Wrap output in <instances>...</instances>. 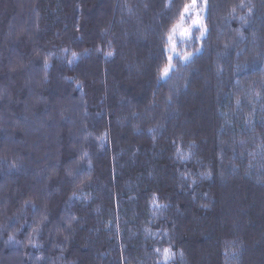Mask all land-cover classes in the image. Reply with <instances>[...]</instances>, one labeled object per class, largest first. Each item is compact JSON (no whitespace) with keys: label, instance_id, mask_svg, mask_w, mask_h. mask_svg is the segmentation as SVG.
<instances>
[{"label":"trees","instance_id":"trees-1","mask_svg":"<svg viewBox=\"0 0 264 264\" xmlns=\"http://www.w3.org/2000/svg\"><path fill=\"white\" fill-rule=\"evenodd\" d=\"M188 1L0 0V264H264V0L170 85Z\"/></svg>","mask_w":264,"mask_h":264},{"label":"rangeland","instance_id":"rangeland-1","mask_svg":"<svg viewBox=\"0 0 264 264\" xmlns=\"http://www.w3.org/2000/svg\"><path fill=\"white\" fill-rule=\"evenodd\" d=\"M191 3L192 0H189L187 3L184 4V6L186 4ZM184 6L181 8L178 17H176L175 15V18H177V20L175 21L174 25L166 31L164 37L167 45L164 46V51L167 58L166 66L169 64V57L171 56L172 67L169 69L167 74H162L164 67L162 68L160 73V80H162L163 83H168L170 85H172L170 78L171 70L175 67V65L179 64L180 62H183L188 58L190 59L196 51L202 49L203 46L199 45L201 44V42L203 43V39L206 37L207 32L204 22L206 18L207 0H196L195 7L192 8L188 13L184 14L182 18L181 13L183 12ZM135 13H138L137 10L135 11ZM197 18H199L200 23L193 25V20H196ZM185 30H187V34H184ZM130 31L133 33L131 29L128 30L127 33H129ZM136 34L137 32L134 35ZM169 35L172 36L171 43L169 42ZM173 46L175 48V51H172ZM186 54L190 55L186 56ZM124 59L126 60L125 56ZM124 67L130 69L131 65L128 64L126 61L124 63ZM233 159L234 158L232 157V160ZM238 161L241 163V165L243 164L242 161ZM230 170L233 171L234 167H232V169ZM253 174L254 172L252 171L250 175L252 176ZM244 175L248 177V174L244 173ZM221 182L224 183V181L222 180ZM207 241L209 242V240ZM206 246H210V244H206Z\"/></svg>","mask_w":264,"mask_h":264},{"label":"bare ground","instance_id":"bare-ground-1","mask_svg":"<svg viewBox=\"0 0 264 264\" xmlns=\"http://www.w3.org/2000/svg\"><path fill=\"white\" fill-rule=\"evenodd\" d=\"M175 23V22H174ZM174 23L170 26V27H168L165 31H164V34H163V36L165 37V33H166V31L167 30H169L173 25H174ZM126 46H131V42H129V41H127L126 43ZM203 45V43L201 42V44L199 45V46H202ZM159 46H167L166 45V42H165V38H164V44H160ZM200 50H198V51H196L194 54H196V53H198ZM95 52H93V54H94ZM158 56H159V58H158V62L156 63V64H154V70L156 71V70H158L161 66H162V64H163V62H164V65H163V67H165L166 66V64H167V58L164 60V58H165V55L163 54V53H161L160 52V50L158 51ZM189 62H190V59L188 58V59H186V60H184L183 62H180L179 64H177L176 65V68H179L180 66H181V64L183 63L185 66L187 65V64H189ZM107 65V64H106ZM107 67V66H106ZM162 67V68H163ZM162 68L160 69V71H159V76H160V73H161V70H162ZM204 83L206 84L205 86H207V87H212V82H207V81H205L204 80ZM192 84V83H191ZM186 88V87H185ZM184 88V90L185 91H187V89H185ZM179 90H181V89H179ZM187 94H189V95H193V96H196L197 95V93L193 90V89H191V88H189V91L187 92ZM108 125H109V122H108ZM104 128H106V129H108L106 126H104ZM109 156H110V164H111V166L113 165V163H114V159H113V155H112V150H109Z\"/></svg>","mask_w":264,"mask_h":264},{"label":"snow or ice","instance_id":"snow-or-ice-1","mask_svg":"<svg viewBox=\"0 0 264 264\" xmlns=\"http://www.w3.org/2000/svg\"><path fill=\"white\" fill-rule=\"evenodd\" d=\"M195 4H196V0H192L191 4H186L184 6L183 12L181 13V17L183 18L184 14L188 13L192 8H194ZM199 23H200L199 18H197L196 20H193V25H196V24H199ZM184 34H187V30H185ZM169 42L170 43L172 42V36L171 35H169ZM172 51H175L174 46L172 48ZM75 55H76V53H73V56H75ZM188 55H190V54H186V56H188ZM171 59H172V57L170 56L169 57V64L164 67L162 74H167L169 69L172 67ZM9 239H12V237H9ZM157 251H159V250H157ZM163 254H164L165 258L167 259L168 256L171 254V250L166 248V249L163 250Z\"/></svg>","mask_w":264,"mask_h":264}]
</instances>
